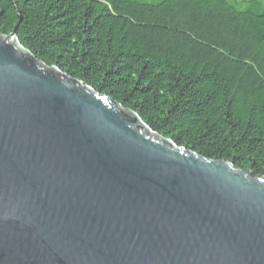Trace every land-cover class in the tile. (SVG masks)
Returning a JSON list of instances; mask_svg holds the SVG:
<instances>
[{"label": "water", "instance_id": "obj_1", "mask_svg": "<svg viewBox=\"0 0 264 264\" xmlns=\"http://www.w3.org/2000/svg\"><path fill=\"white\" fill-rule=\"evenodd\" d=\"M0 264H264V176L0 33Z\"/></svg>", "mask_w": 264, "mask_h": 264}, {"label": "trees", "instance_id": "obj_2", "mask_svg": "<svg viewBox=\"0 0 264 264\" xmlns=\"http://www.w3.org/2000/svg\"><path fill=\"white\" fill-rule=\"evenodd\" d=\"M0 33L176 146L264 176V0H0Z\"/></svg>", "mask_w": 264, "mask_h": 264}]
</instances>
